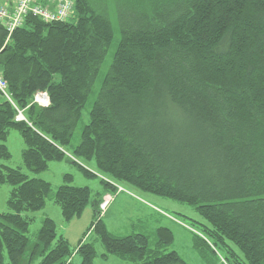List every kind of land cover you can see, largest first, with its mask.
<instances>
[{
  "label": "trees",
  "instance_id": "1",
  "mask_svg": "<svg viewBox=\"0 0 264 264\" xmlns=\"http://www.w3.org/2000/svg\"><path fill=\"white\" fill-rule=\"evenodd\" d=\"M73 1L66 21L29 15L9 35L0 24V73L27 119L15 121L13 107L0 105V186L10 187L0 212V264H75L77 256L78 264H93L97 257L91 242L72 248L47 216L29 239L31 214L51 186L6 164L12 130L28 171L67 160L86 176H106V191L126 183L186 204L203 219L188 218L202 257L264 264V0H136L142 5L119 7L116 16L101 3ZM98 79L87 123L70 146ZM37 91L47 92L48 106L32 102ZM71 182L65 174L53 202L64 221L92 206L101 259L187 264L164 250L174 239L168 227L156 229L152 244L143 233L112 234L99 218L101 194L90 200L88 187Z\"/></svg>",
  "mask_w": 264,
  "mask_h": 264
},
{
  "label": "rangeland",
  "instance_id": "2",
  "mask_svg": "<svg viewBox=\"0 0 264 264\" xmlns=\"http://www.w3.org/2000/svg\"><path fill=\"white\" fill-rule=\"evenodd\" d=\"M92 1L95 4L101 3L104 5L109 14H113L114 16H116V9L119 7L135 8L134 4L137 7L142 5V3H136V0ZM144 1L146 0H143V2ZM69 19H71V17ZM111 20L112 24L115 26V35L117 36V25L113 17ZM111 51L112 50H110L109 53ZM109 60V57H107L103 68L108 64ZM98 87L99 79L93 86L86 106L82 110L81 119L75 128L70 146H75L79 141L81 126L87 123V113L95 99ZM7 146L11 153V158L6 164L12 167H21L24 172L46 180L51 186L50 195L47 197L44 207L31 214L34 218L28 231V237L31 241L36 237L42 218L47 216L54 220L58 233L62 234L68 240L72 248H75L80 240L93 243L97 256L95 258V264H131L113 255H111L107 261L100 258V255L104 253V247L94 230L90 229L91 224L94 223L98 216L94 215L92 206L89 203L84 207L80 216L74 217L69 221H64L59 206L53 202L52 195L56 188L63 183V176L69 174L72 176V185L88 187L90 189V200L95 198L99 193L101 194L100 200H103L104 195L106 196L105 198L109 199L103 210L99 207V218L105 224L106 229L112 234L123 236L131 233H143L148 237L150 244H152L156 229L158 227H168L172 231L174 239L171 245L164 249L165 251H175L187 264H216V260L212 258L209 253H207L206 258H204L199 253V246H194L195 239L193 233L196 231L194 228L190 227L189 224L191 221L188 218L200 222L203 221V219H201L190 206L143 192L126 183L112 182V184L116 186L117 191L102 192L103 184L100 182V179H106V176L99 172H96L95 176H86L75 164L67 160L59 162L52 161L49 163L47 170L39 174H34L25 169L22 165L20 153L24 148V144L17 131H10L7 139ZM66 149L71 151V147H67ZM84 164L90 171L94 170L93 164ZM9 189L10 187L7 185L0 186V212L6 210V200ZM79 261L80 258L78 256L74 258L75 264H78Z\"/></svg>",
  "mask_w": 264,
  "mask_h": 264
},
{
  "label": "built area",
  "instance_id": "3",
  "mask_svg": "<svg viewBox=\"0 0 264 264\" xmlns=\"http://www.w3.org/2000/svg\"><path fill=\"white\" fill-rule=\"evenodd\" d=\"M7 4H0V24L8 35L17 27L23 25L27 16L37 17L43 22H60L68 20L74 12L73 0H6ZM9 103L14 111V120L27 122L24 110L18 107L8 90L7 82L0 73V105ZM32 102L40 107L49 105L46 91H37ZM104 204L101 205L103 208Z\"/></svg>",
  "mask_w": 264,
  "mask_h": 264
},
{
  "label": "crops",
  "instance_id": "4",
  "mask_svg": "<svg viewBox=\"0 0 264 264\" xmlns=\"http://www.w3.org/2000/svg\"><path fill=\"white\" fill-rule=\"evenodd\" d=\"M0 4H7V1H6V0H0ZM102 192H106V190L103 188ZM107 194H108V193H107ZM111 200H112V199H111ZM109 258H110V256H109L106 260H104V261H107ZM93 264H95V259H94Z\"/></svg>",
  "mask_w": 264,
  "mask_h": 264
}]
</instances>
